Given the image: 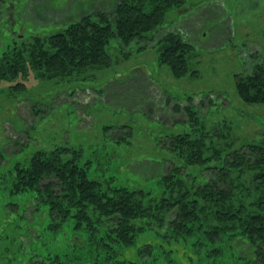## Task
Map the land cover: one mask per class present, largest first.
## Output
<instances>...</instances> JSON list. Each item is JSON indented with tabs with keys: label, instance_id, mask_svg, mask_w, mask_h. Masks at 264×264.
I'll return each instance as SVG.
<instances>
[{
	"label": "trees",
	"instance_id": "obj_1",
	"mask_svg": "<svg viewBox=\"0 0 264 264\" xmlns=\"http://www.w3.org/2000/svg\"><path fill=\"white\" fill-rule=\"evenodd\" d=\"M184 1H103L76 19L69 12L34 11L37 2L23 1L15 10L22 24L38 29L37 24L49 20L48 27L56 30L35 33L28 43L4 51L0 56V81L11 82L30 71L57 77L62 83L72 77L82 79L87 68L110 64L106 47L112 39L124 45L133 39L148 41L157 37L160 62L176 76L197 75V70H189L188 66L193 45L180 31L163 23L167 13ZM233 78L244 102H264V68L260 64L235 73ZM14 85L23 88L22 81ZM150 89H142L143 97L135 104L145 108L146 97H155ZM76 93L83 98L76 97L73 102L83 107L99 95L98 90L90 88L77 89ZM210 97L195 103L193 96H187L183 104L166 97L165 101L175 112L183 113V122L192 125L195 133L170 134L166 140L160 139L178 162L172 161L166 173L153 174L151 161L142 164L145 179L154 180L151 189L110 185L109 181L90 178L86 168L76 163L78 151L67 146L35 150L21 164L15 162L10 167H4L5 153L0 151L2 246L6 242L18 244L22 251L27 242L20 237L38 238L33 217L46 213L50 221L46 227L56 232L62 225H72L75 233L68 240L71 243L67 242L71 252L83 246L80 233L84 231L87 250L94 254L77 261L73 260L77 256L62 260L54 255L48 258L49 263L31 255L27 258L30 264H167L158 260L157 248L150 240L137 249L135 257L118 259L119 248L133 245L139 233L146 230L167 239L195 236L197 244L208 242L209 257L228 255L237 247L245 252L239 256L247 255L244 263L264 264V140L246 139L235 146L229 126L225 125L226 132L220 131L219 125L205 127L198 108L209 107ZM69 153L71 158H65ZM191 166L200 168L199 176L190 170ZM245 174L249 178L241 181ZM26 215L32 219L27 220ZM31 230L36 233L31 234ZM168 261L174 264L172 258Z\"/></svg>",
	"mask_w": 264,
	"mask_h": 264
},
{
	"label": "rangeland",
	"instance_id": "obj_2",
	"mask_svg": "<svg viewBox=\"0 0 264 264\" xmlns=\"http://www.w3.org/2000/svg\"><path fill=\"white\" fill-rule=\"evenodd\" d=\"M23 1L26 0H0V56L14 45L28 43L35 33L56 30L48 27L49 20L37 24L38 29L22 24L15 10ZM33 1L37 2L33 3L34 11L69 12L76 19L93 5L111 0ZM163 23L180 31L193 45L188 66L189 70H197V75L176 76L167 64L160 62L157 37L148 41L133 39L124 45L112 39L106 47L110 64L87 68L82 79L72 77L62 83L57 77L30 71L11 82L0 81V151L5 153L4 167L21 164L35 150L50 151L63 145L78 151L76 163L86 168L90 178L109 181L110 185L151 189L154 180L145 179L142 164L151 161L153 174L166 173L172 161L178 162L160 139L195 131L183 122V113L175 112L172 104L165 101L167 96L177 103L193 96L196 103L212 95L209 107L198 108L205 127L219 125L220 131L226 132L225 125L229 126L235 146L246 139L264 140V102H244L233 81L235 73L248 71L254 65L264 68V0H186L174 6ZM20 81L23 88L14 85ZM149 87L155 97H146L145 108L135 104L143 97L141 90ZM83 88L99 93L84 107L73 102L76 97L83 98L75 94ZM71 156L69 153L64 157ZM191 167L199 176L200 168ZM248 178L245 174L241 181ZM31 219L28 215L27 220ZM33 220L38 238L20 237L23 243L27 242L22 251L18 244L6 242L2 246L0 242V264H30L27 258L31 255L49 263L48 258L54 255L62 260L77 256L73 259L77 261L94 254L87 250L84 231L80 233L83 246L69 250L67 242L75 233L70 223L56 232L46 227L50 222L46 213L36 214ZM149 240L158 250V260L167 264L169 258L174 264H246L247 255L239 256L245 254L240 248L235 247L228 255L209 257L208 242L197 244L195 236L167 239L149 230L139 233L133 245L119 248L118 259L135 257L137 249Z\"/></svg>",
	"mask_w": 264,
	"mask_h": 264
}]
</instances>
